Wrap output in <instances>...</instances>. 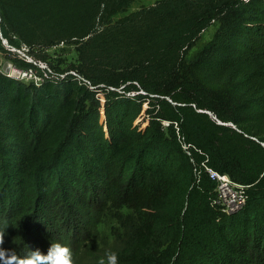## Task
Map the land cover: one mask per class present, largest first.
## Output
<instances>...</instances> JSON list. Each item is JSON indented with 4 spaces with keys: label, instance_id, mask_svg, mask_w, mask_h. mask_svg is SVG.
I'll return each mask as SVG.
<instances>
[{
    "label": "trees",
    "instance_id": "obj_1",
    "mask_svg": "<svg viewBox=\"0 0 264 264\" xmlns=\"http://www.w3.org/2000/svg\"><path fill=\"white\" fill-rule=\"evenodd\" d=\"M44 1L0 0V52L38 78L0 73V264L55 243L107 264L94 240L117 208L135 209L117 264H264V0H85L59 27L77 42L63 69L18 53L32 20L12 4ZM206 168L242 185L241 209Z\"/></svg>",
    "mask_w": 264,
    "mask_h": 264
},
{
    "label": "rangeland",
    "instance_id": "obj_2",
    "mask_svg": "<svg viewBox=\"0 0 264 264\" xmlns=\"http://www.w3.org/2000/svg\"><path fill=\"white\" fill-rule=\"evenodd\" d=\"M158 0H134L129 8V13L134 12L141 7H147L154 4ZM85 0H46L42 4L34 7H26V3L16 2L12 4L13 8L23 11L25 9V17H29L32 21L22 24L21 31L19 30V36L23 43V48L18 51L21 56L26 57L30 62L32 61L28 54L36 52L40 47H46V55L48 56V62L52 67L67 68L70 64L77 63V42L71 35H65L59 28L62 24H70L75 21V17L79 11V8L83 5ZM44 20L41 21L40 18ZM216 25L209 28L198 42L197 46L191 51L190 56L196 53L203 45L210 41L215 30ZM5 44V42H4ZM5 48L7 46L5 45ZM15 51V50H13ZM41 69H46V65L43 63H36ZM17 70L8 60L7 56L0 52V73L5 75H12L18 78V80L33 81L36 79L34 73L32 77H22ZM21 73V72H20ZM142 196L139 195L135 201H138ZM131 202V199H128ZM142 213H146L147 209L144 204L137 206ZM135 211L134 208L130 210L123 209L122 212L115 210L114 213L118 214L115 219H111L104 226L98 229L100 237L94 240L96 252L100 256H104L107 261V257L111 252L119 251L123 245L124 234L129 231V227L133 224H126V216L129 218V213ZM131 219H133L131 217ZM134 221V219H133Z\"/></svg>",
    "mask_w": 264,
    "mask_h": 264
},
{
    "label": "built area",
    "instance_id": "obj_3",
    "mask_svg": "<svg viewBox=\"0 0 264 264\" xmlns=\"http://www.w3.org/2000/svg\"><path fill=\"white\" fill-rule=\"evenodd\" d=\"M20 72L18 73L21 74L22 77L25 76L32 77L33 75V72L30 70L27 72H22V71ZM7 76L18 79L12 75H7ZM36 79L38 78L36 77ZM33 81L36 82V80ZM206 173L211 180L216 182V191H217L218 200L224 206L225 211L234 212L241 209L245 203L242 185L233 181L227 175L219 174L211 169L206 168Z\"/></svg>",
    "mask_w": 264,
    "mask_h": 264
},
{
    "label": "clouds",
    "instance_id": "obj_4",
    "mask_svg": "<svg viewBox=\"0 0 264 264\" xmlns=\"http://www.w3.org/2000/svg\"><path fill=\"white\" fill-rule=\"evenodd\" d=\"M41 253L37 252L33 255L32 264H73L70 249L59 243L50 245L48 253L43 254L44 258L41 259ZM101 264H104L101 261ZM107 264H117V255L111 253L107 257Z\"/></svg>",
    "mask_w": 264,
    "mask_h": 264
}]
</instances>
